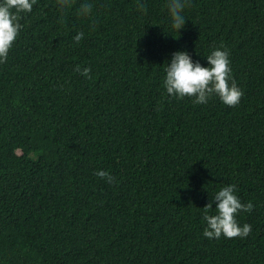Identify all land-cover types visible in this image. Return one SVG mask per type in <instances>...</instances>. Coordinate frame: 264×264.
Instances as JSON below:
<instances>
[{
	"label": "trees",
	"instance_id": "16d2710c",
	"mask_svg": "<svg viewBox=\"0 0 264 264\" xmlns=\"http://www.w3.org/2000/svg\"><path fill=\"white\" fill-rule=\"evenodd\" d=\"M167 4L18 14L0 60V264H264V0H185L179 34ZM214 48L239 102L169 96L171 54L204 65ZM228 184L251 230L207 238L204 205Z\"/></svg>",
	"mask_w": 264,
	"mask_h": 264
},
{
	"label": "clouds",
	"instance_id": "9594fccd",
	"mask_svg": "<svg viewBox=\"0 0 264 264\" xmlns=\"http://www.w3.org/2000/svg\"><path fill=\"white\" fill-rule=\"evenodd\" d=\"M34 0H0V60L7 57L12 43L21 29L18 22L20 12H30ZM185 0H168L167 16L170 27L178 34L186 21L184 10ZM90 10L88 6L85 11ZM83 33H77L73 39L79 41ZM228 51L223 48H214L205 58L202 65L193 60L187 51H174L164 67L162 80L163 87L169 96L193 98L194 103H206L211 96L228 106L239 102L242 95L240 88L231 79ZM89 70L83 69L86 74ZM96 175L111 182V175L105 170H98ZM235 185L228 184L216 190L211 201L204 205L203 219L205 226L203 236L207 238H226L235 236L244 237L251 230V225H239L235 213L239 210L250 211L252 204L241 203L236 195ZM214 203V207H213ZM214 208L215 213L209 214L207 209Z\"/></svg>",
	"mask_w": 264,
	"mask_h": 264
}]
</instances>
